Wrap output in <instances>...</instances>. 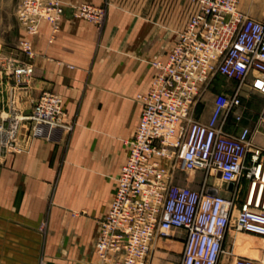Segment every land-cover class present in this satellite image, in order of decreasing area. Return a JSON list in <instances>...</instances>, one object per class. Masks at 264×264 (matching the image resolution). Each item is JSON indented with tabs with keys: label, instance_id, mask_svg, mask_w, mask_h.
I'll list each match as a JSON object with an SVG mask.
<instances>
[{
	"label": "built area",
	"instance_id": "built-area-1",
	"mask_svg": "<svg viewBox=\"0 0 264 264\" xmlns=\"http://www.w3.org/2000/svg\"><path fill=\"white\" fill-rule=\"evenodd\" d=\"M191 1L199 6L198 14L167 61L153 63L152 87L137 97L142 118L101 222L98 264H147L154 242L174 231L186 233L181 264H220L232 231L264 242V150L244 125L243 110L246 88L264 97V23L241 12L242 0ZM63 5L62 0H20L17 17L31 37L49 24L54 40L66 13ZM72 12L99 32L106 25V6L83 3ZM20 46L26 58L35 57L30 41ZM2 62L15 82L14 106L15 92L30 84L34 66L11 58ZM219 78L234 83L235 91L216 95L209 121L201 123L194 115ZM65 119L62 98L44 93L23 121L30 125L29 138L54 142L70 130ZM179 173H203V189L178 186ZM209 178L219 179L224 193L212 194ZM228 255L233 264H264V250L261 260ZM39 264L47 263L42 257Z\"/></svg>",
	"mask_w": 264,
	"mask_h": 264
},
{
	"label": "crops",
	"instance_id": "crops-1",
	"mask_svg": "<svg viewBox=\"0 0 264 264\" xmlns=\"http://www.w3.org/2000/svg\"><path fill=\"white\" fill-rule=\"evenodd\" d=\"M62 2L66 13L54 40L47 23L31 38L19 28L20 41L32 43L35 57L26 58L21 47L9 56L30 62L34 77L16 90L14 99L29 114L44 93L57 94L77 127L69 144L66 133L49 142L29 138V128L24 127L17 140L24 153L0 164V264H39L42 257L50 264H98L100 221L109 212L130 156L128 143L135 139L142 118L143 107L136 97L150 90L157 75L153 63L167 61L179 35L199 12L191 0ZM83 3L108 4L102 32L73 16L72 8ZM239 9L264 23V0H242ZM0 90L10 100L8 79L0 80ZM234 91V83L216 80L195 119L207 123L214 97ZM263 107L264 97L246 88L244 125L252 129L254 144L264 150ZM187 176L179 173L177 185L197 191L198 182ZM216 182L212 192L224 193L226 186ZM45 219L48 230L43 236L39 227ZM242 235L228 234L227 254L220 264H233L231 251L257 259L255 248L245 245ZM185 241L184 231L156 240L147 264H181Z\"/></svg>",
	"mask_w": 264,
	"mask_h": 264
},
{
	"label": "rangeland",
	"instance_id": "rangeland-1",
	"mask_svg": "<svg viewBox=\"0 0 264 264\" xmlns=\"http://www.w3.org/2000/svg\"><path fill=\"white\" fill-rule=\"evenodd\" d=\"M19 5H20V0H3V1L1 0L0 1V80L5 81V79H8V82L10 83V89L15 87V82L13 81V78L10 76H7L6 72L3 70L2 60L10 58L9 54L12 53L13 51L14 52L17 51L18 48L21 47L19 28L24 32V35H26L28 38H31V36L27 35V33L23 30L22 26L19 23V20L17 17ZM104 6L107 7V11H108V8H109L108 4L106 3ZM20 89L21 88H17V90H20ZM7 97H8L7 94L3 93L2 90H0V164L2 162H7V159L9 157H12L14 155L15 156L21 155L24 153L23 147L21 146V144H18L17 140L19 136L21 137L22 130L24 127L29 128L28 137H30L29 136L30 125L28 122L23 121V120L24 118L31 116L33 108H34L33 106V108L31 109V113L27 114L24 111L25 109H23L20 106V104L13 106L11 104V98L10 100H8ZM137 97H136V101H137ZM205 101L207 103V100L204 99V103ZM255 109H258V111H260L261 106H258ZM65 121L69 124V127H70V130L65 131L66 143L69 144L70 139L76 130L77 122L75 119L70 118L67 115V113H66ZM13 142L15 143L13 144ZM14 145H16V148L14 147ZM184 175L187 176L186 174ZM187 177H190L198 182L199 189L197 191H201L203 189L204 182H205V175L203 173L190 174ZM215 182H216L215 178H209L210 185H214ZM216 183L218 187L222 186L221 182H216ZM52 203H53V197L51 198L50 205H52ZM73 214H74V217L79 216V212H74ZM101 222L102 220L100 221V224ZM47 230H48V220L45 219L41 223L39 227V231L43 236H46ZM241 237L244 240L245 245L251 246V247L253 246L255 248L257 260H261L263 258V250H264L263 240L256 236L248 235V234H243ZM44 259L47 264H50L46 260V258ZM97 260H98L97 262H99L98 256H97Z\"/></svg>",
	"mask_w": 264,
	"mask_h": 264
},
{
	"label": "water",
	"instance_id": "water-1",
	"mask_svg": "<svg viewBox=\"0 0 264 264\" xmlns=\"http://www.w3.org/2000/svg\"><path fill=\"white\" fill-rule=\"evenodd\" d=\"M231 189H233V185H231V187H230ZM212 194H214V195H216L217 194V192L216 191H213L212 192Z\"/></svg>",
	"mask_w": 264,
	"mask_h": 264
}]
</instances>
